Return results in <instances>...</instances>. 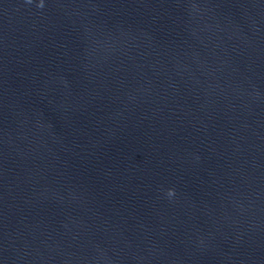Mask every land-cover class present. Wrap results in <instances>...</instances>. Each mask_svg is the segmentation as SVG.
<instances>
[{"label":"water","instance_id":"obj_1","mask_svg":"<svg viewBox=\"0 0 264 264\" xmlns=\"http://www.w3.org/2000/svg\"><path fill=\"white\" fill-rule=\"evenodd\" d=\"M0 264H264V0H0Z\"/></svg>","mask_w":264,"mask_h":264},{"label":"clouds","instance_id":"obj_2","mask_svg":"<svg viewBox=\"0 0 264 264\" xmlns=\"http://www.w3.org/2000/svg\"><path fill=\"white\" fill-rule=\"evenodd\" d=\"M41 6H42V4H41ZM174 193H175V189H169L168 190V195L169 196L174 195Z\"/></svg>","mask_w":264,"mask_h":264}]
</instances>
